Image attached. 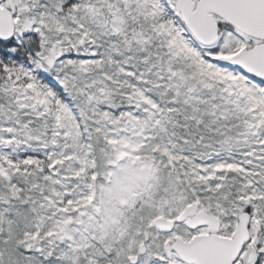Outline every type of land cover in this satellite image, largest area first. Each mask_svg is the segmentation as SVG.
Instances as JSON below:
<instances>
[{"label":"snow or ice","instance_id":"obj_1","mask_svg":"<svg viewBox=\"0 0 264 264\" xmlns=\"http://www.w3.org/2000/svg\"><path fill=\"white\" fill-rule=\"evenodd\" d=\"M0 264H264V0H0Z\"/></svg>","mask_w":264,"mask_h":264}]
</instances>
